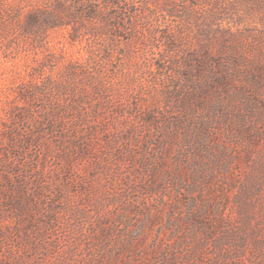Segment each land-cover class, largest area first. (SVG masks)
<instances>
[{"label": "rangeland", "instance_id": "rangeland-1", "mask_svg": "<svg viewBox=\"0 0 264 264\" xmlns=\"http://www.w3.org/2000/svg\"><path fill=\"white\" fill-rule=\"evenodd\" d=\"M0 264H264V0H0Z\"/></svg>", "mask_w": 264, "mask_h": 264}]
</instances>
